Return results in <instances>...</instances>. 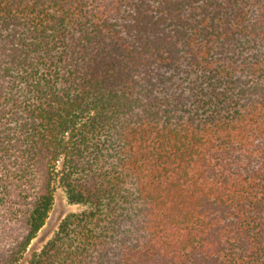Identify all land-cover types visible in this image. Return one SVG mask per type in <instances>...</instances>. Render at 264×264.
I'll use <instances>...</instances> for the list:
<instances>
[{"label":"trees","instance_id":"trees-1","mask_svg":"<svg viewBox=\"0 0 264 264\" xmlns=\"http://www.w3.org/2000/svg\"><path fill=\"white\" fill-rule=\"evenodd\" d=\"M264 264V0H0V264Z\"/></svg>","mask_w":264,"mask_h":264},{"label":"rangeland","instance_id":"rangeland-1","mask_svg":"<svg viewBox=\"0 0 264 264\" xmlns=\"http://www.w3.org/2000/svg\"><path fill=\"white\" fill-rule=\"evenodd\" d=\"M85 206L71 204L68 201L66 190L59 180L55 183L54 204L46 220L45 225L31 242L19 264H28L34 253L40 252L45 245L54 237L62 220L71 213L80 212Z\"/></svg>","mask_w":264,"mask_h":264}]
</instances>
